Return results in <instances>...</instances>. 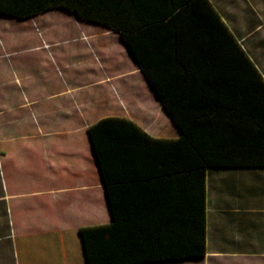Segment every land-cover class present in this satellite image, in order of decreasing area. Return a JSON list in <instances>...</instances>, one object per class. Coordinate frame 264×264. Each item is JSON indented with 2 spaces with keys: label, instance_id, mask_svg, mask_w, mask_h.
<instances>
[{
  "label": "crops",
  "instance_id": "obj_1",
  "mask_svg": "<svg viewBox=\"0 0 264 264\" xmlns=\"http://www.w3.org/2000/svg\"><path fill=\"white\" fill-rule=\"evenodd\" d=\"M208 1L264 79V0ZM101 34L127 68L94 45ZM145 99L168 134L132 113ZM106 117L128 119L153 138L180 136L117 30L64 8L0 14V264L106 263L110 245L97 250L90 229L108 226L112 213L88 135ZM205 175L201 256L122 264H264V168L212 167Z\"/></svg>",
  "mask_w": 264,
  "mask_h": 264
},
{
  "label": "trees",
  "instance_id": "obj_2",
  "mask_svg": "<svg viewBox=\"0 0 264 264\" xmlns=\"http://www.w3.org/2000/svg\"><path fill=\"white\" fill-rule=\"evenodd\" d=\"M55 8L117 30L180 131L157 139L119 117L88 128L112 213L90 229L97 250L110 245L105 264L201 256L206 169L264 168L262 75L208 0H0L20 18Z\"/></svg>",
  "mask_w": 264,
  "mask_h": 264
},
{
  "label": "rangeland",
  "instance_id": "obj_3",
  "mask_svg": "<svg viewBox=\"0 0 264 264\" xmlns=\"http://www.w3.org/2000/svg\"><path fill=\"white\" fill-rule=\"evenodd\" d=\"M74 35H75V32L71 31L70 36H74ZM107 35L106 34L99 35V37L96 40L97 43L95 42V40H93L94 45L100 44L101 46H98V45L97 46L99 47V50L102 51V53L107 54V52H109V56L111 58H117L118 61L115 59L111 60V62L113 64L117 63V66H119L120 68L121 67L127 68L128 62L126 60H123V64L121 66L122 60H121L120 54H119L120 51H117L118 49L116 48L115 43H113L111 37L107 36ZM60 36L68 37L69 35H66V34L60 32ZM74 42H77V40H74V41L69 40L68 42H65L64 44H72L73 43L72 46H76V47L78 46V44H80V42H78V44L74 43ZM140 84L145 85L143 80L140 82ZM124 87H125V89L129 88V86L126 84L124 85ZM149 101H150L149 99H145V101L142 102V105L139 106V108L134 109V111H132V113H135L136 115L140 116L139 118L146 120V122H148V123L150 122V127H152L154 130H157L159 132L161 131L163 133L166 132L168 134L171 129H169V126H167L166 121L164 123H161V122H159V120L151 118V116L153 117L154 115H152V113L150 112V106L148 105ZM146 109H148V112Z\"/></svg>",
  "mask_w": 264,
  "mask_h": 264
},
{
  "label": "water",
  "instance_id": "obj_4",
  "mask_svg": "<svg viewBox=\"0 0 264 264\" xmlns=\"http://www.w3.org/2000/svg\"><path fill=\"white\" fill-rule=\"evenodd\" d=\"M141 69V68H140ZM148 81V80H147Z\"/></svg>",
  "mask_w": 264,
  "mask_h": 264
}]
</instances>
